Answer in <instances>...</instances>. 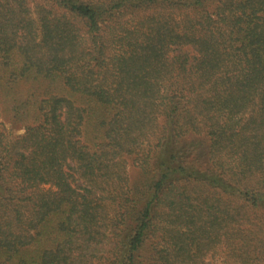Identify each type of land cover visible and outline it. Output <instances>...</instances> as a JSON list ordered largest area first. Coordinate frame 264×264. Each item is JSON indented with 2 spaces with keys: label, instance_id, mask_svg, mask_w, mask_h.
<instances>
[{
  "label": "trees",
  "instance_id": "obj_1",
  "mask_svg": "<svg viewBox=\"0 0 264 264\" xmlns=\"http://www.w3.org/2000/svg\"><path fill=\"white\" fill-rule=\"evenodd\" d=\"M0 264H264V0H0Z\"/></svg>",
  "mask_w": 264,
  "mask_h": 264
},
{
  "label": "rangeland",
  "instance_id": "obj_2",
  "mask_svg": "<svg viewBox=\"0 0 264 264\" xmlns=\"http://www.w3.org/2000/svg\"><path fill=\"white\" fill-rule=\"evenodd\" d=\"M12 129V131L14 132V133H20V132H22L23 131V129L22 128H15L14 129V127L13 128H11Z\"/></svg>",
  "mask_w": 264,
  "mask_h": 264
}]
</instances>
